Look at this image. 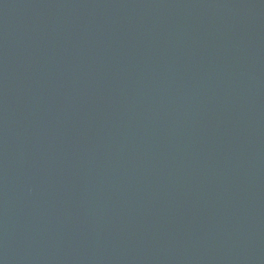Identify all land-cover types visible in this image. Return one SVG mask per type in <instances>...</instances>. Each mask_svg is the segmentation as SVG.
<instances>
[{
	"label": "water",
	"instance_id": "water-1",
	"mask_svg": "<svg viewBox=\"0 0 264 264\" xmlns=\"http://www.w3.org/2000/svg\"><path fill=\"white\" fill-rule=\"evenodd\" d=\"M0 264H264V0H0Z\"/></svg>",
	"mask_w": 264,
	"mask_h": 264
}]
</instances>
